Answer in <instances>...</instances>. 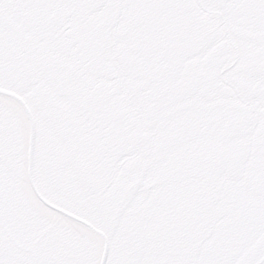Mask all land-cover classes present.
<instances>
[{"label": "snow or ice", "instance_id": "6c2138e0", "mask_svg": "<svg viewBox=\"0 0 264 264\" xmlns=\"http://www.w3.org/2000/svg\"><path fill=\"white\" fill-rule=\"evenodd\" d=\"M0 264H264V0H0Z\"/></svg>", "mask_w": 264, "mask_h": 264}]
</instances>
